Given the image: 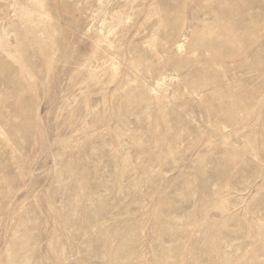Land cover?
<instances>
[{
    "label": "rangeland",
    "instance_id": "obj_1",
    "mask_svg": "<svg viewBox=\"0 0 264 264\" xmlns=\"http://www.w3.org/2000/svg\"><path fill=\"white\" fill-rule=\"evenodd\" d=\"M0 264H264V0H0Z\"/></svg>",
    "mask_w": 264,
    "mask_h": 264
}]
</instances>
